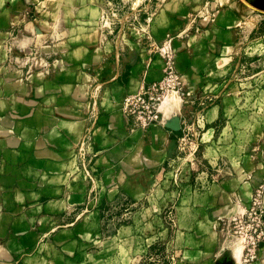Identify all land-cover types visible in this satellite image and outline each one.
<instances>
[{"label":"crops","instance_id":"1","mask_svg":"<svg viewBox=\"0 0 264 264\" xmlns=\"http://www.w3.org/2000/svg\"><path fill=\"white\" fill-rule=\"evenodd\" d=\"M104 1L0 0V264L82 261L108 202L150 193L153 205L158 192L161 220L175 227L160 233L176 245L164 256L172 264H244L223 221L264 185V149L231 148L253 126L232 82L245 63L264 64V35L252 37L264 28L260 0H144L111 31L101 26ZM167 45L190 102L170 94L180 98L162 108L164 122L131 132L122 102L163 78ZM204 95L214 99L187 161L181 131L166 124H182ZM88 132L94 182L78 157Z\"/></svg>","mask_w":264,"mask_h":264},{"label":"rangeland","instance_id":"2","mask_svg":"<svg viewBox=\"0 0 264 264\" xmlns=\"http://www.w3.org/2000/svg\"><path fill=\"white\" fill-rule=\"evenodd\" d=\"M152 1L151 4L154 8L159 3L168 2V0ZM103 6L101 26L111 31L120 23L132 21L133 16L128 18L126 16L128 8H142L144 0H105ZM257 7L260 12L264 13V0H260ZM140 18L139 15L137 21ZM262 35H264V28L257 30L252 34V37ZM259 43L264 48V36L259 40ZM262 63L257 62L252 65L245 63L244 67L238 68L237 75L232 82V87L236 92L233 95L234 102L243 106L246 118L252 122L253 126L257 124V127L241 128V133H246L247 137L240 143H231V148H235V150L264 149V76L251 77L257 71L264 69ZM173 98L179 100L180 97L177 94L168 97L162 108L169 101H174ZM183 119L185 120V116ZM147 195L150 193L133 202L134 204L132 202L130 204V201L125 197L108 202L103 216L101 234L96 240L88 243V247L84 249L87 251L85 255L78 256L79 259L83 257V260L77 262L74 260L73 264H172V257L164 256L175 254L176 245L172 239L161 238L162 235H160L162 231L168 230L171 237L175 229L171 224L161 220L164 207H161L160 200L164 194L154 193L157 201L153 205ZM124 200L126 201L124 202ZM169 260H171L170 263Z\"/></svg>","mask_w":264,"mask_h":264},{"label":"built area","instance_id":"3","mask_svg":"<svg viewBox=\"0 0 264 264\" xmlns=\"http://www.w3.org/2000/svg\"><path fill=\"white\" fill-rule=\"evenodd\" d=\"M165 58L164 76L160 80L142 85L139 91L129 94L122 102V111L129 122L131 132L139 131L143 134L154 124L164 122L162 104L172 93H179L184 103L190 102L184 92L181 76L175 67L174 51L170 45L161 48ZM214 98L202 96L198 106L188 111L184 122L181 124V134L177 139L178 154L186 160L196 156L201 142V126L205 120V113ZM89 140V132L85 135L83 143L78 150L80 163L92 182L98 175V168L87 159L85 144ZM178 168L174 180H178ZM264 185L255 188L251 199L244 211L230 219L223 221V229L242 246V261L249 264L264 255Z\"/></svg>","mask_w":264,"mask_h":264},{"label":"water","instance_id":"4","mask_svg":"<svg viewBox=\"0 0 264 264\" xmlns=\"http://www.w3.org/2000/svg\"><path fill=\"white\" fill-rule=\"evenodd\" d=\"M167 127H169L170 129L174 130V131H180L181 129V120L180 117H175L173 119L170 120V122H168ZM226 264H233L232 261H227Z\"/></svg>","mask_w":264,"mask_h":264},{"label":"bare ground","instance_id":"5","mask_svg":"<svg viewBox=\"0 0 264 264\" xmlns=\"http://www.w3.org/2000/svg\"><path fill=\"white\" fill-rule=\"evenodd\" d=\"M164 103V102H163ZM163 105V104H162Z\"/></svg>","mask_w":264,"mask_h":264}]
</instances>
